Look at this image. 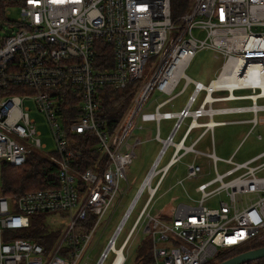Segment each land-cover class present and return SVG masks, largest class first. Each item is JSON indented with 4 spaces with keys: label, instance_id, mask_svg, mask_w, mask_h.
Segmentation results:
<instances>
[{
    "label": "built area",
    "instance_id": "obj_1",
    "mask_svg": "<svg viewBox=\"0 0 264 264\" xmlns=\"http://www.w3.org/2000/svg\"><path fill=\"white\" fill-rule=\"evenodd\" d=\"M8 1L19 10V17L0 38V264H104L111 253L110 264H126L125 251L141 226L151 241L149 264H210L222 250L253 243L264 246V152L237 163L233 161L237 152L223 160L215 150L197 149L216 127L232 123L216 122V116L251 114L248 120L235 121L249 123L250 133L258 126V115L264 112V0H190L178 16L173 0ZM197 30L202 37L196 36ZM99 42L112 50L110 62L100 53ZM204 49L222 59L219 74L208 85L186 74ZM238 77L234 87L222 85ZM183 80V89L175 95ZM136 83L131 107L108 130L100 118L101 90H124ZM191 83L192 95L181 111H161ZM155 91L167 98L151 111L147 101ZM202 92L205 95L198 101ZM27 100L48 122L52 151L45 152L48 146L30 117ZM245 101L250 104L228 105ZM67 108L76 110L71 131L92 133L98 139L101 165L97 170L78 171L72 166L71 159L79 152L70 149L63 130ZM138 119L158 125L161 120H175L174 130L165 139L158 130L160 155L109 236L128 199L131 163L143 143L135 134ZM188 119L184 134L175 142ZM198 129L202 133L187 146ZM170 147L174 148L171 159L160 168ZM34 152L58 164V186L14 197L3 195V169L23 166ZM186 154H195L194 163L187 167L189 179L204 177V169L196 162L203 157L213 165L215 177L196 187L199 200L190 198L191 203L180 204L170 214H147L171 167ZM219 161L231 168L220 173ZM157 175L159 181L152 187ZM145 190L149 199L117 249V238ZM221 196L226 200H218L216 208L206 205ZM111 208L114 211L108 217ZM56 212L66 213L68 224L51 254L37 242L19 237L31 227L33 216ZM100 243L104 249L100 250Z\"/></svg>",
    "mask_w": 264,
    "mask_h": 264
},
{
    "label": "rangeland",
    "instance_id": "obj_2",
    "mask_svg": "<svg viewBox=\"0 0 264 264\" xmlns=\"http://www.w3.org/2000/svg\"><path fill=\"white\" fill-rule=\"evenodd\" d=\"M9 8V9H8ZM7 9L8 18L16 20L19 17V10L11 5ZM7 27L0 23V38L6 36ZM197 37H202V31L197 30L195 32ZM222 66V59H216L214 53L209 50H201L197 53L195 59L192 61L190 66L187 68V76L196 81L202 82L204 85H208L209 82L217 77ZM184 80L180 83L175 95L180 92L184 87ZM193 84L191 83L181 95H178L174 98L172 103L164 107L161 111H171L179 112L186 105L188 98L192 95ZM246 92H237L236 95L244 94ZM205 92H202L199 95L198 101H201L204 97ZM166 96L160 94L159 92H153L147 101L149 105V110L155 111V106L158 102H163L166 100ZM250 102H240V103H228L229 106L234 105H249ZM25 105L30 107V117L36 121L37 129L41 132V141L46 143L48 146V151L54 149V141L51 137V130L46 121L45 117L39 113L35 103L31 100L25 101ZM173 105V107H172ZM251 114H241V115H227V116H216L215 121H227L232 122L231 124L225 126H218L214 129V132L208 133L197 145V149L201 152H208L215 150L216 155L223 159H230L236 152V156L233 161L237 163H244L254 156L264 152V112L259 113L258 115V126L256 129L250 133L251 125L242 121H232V120H245L250 119ZM162 122L158 125L155 122H144L141 119L136 121L135 134H139L143 138V143L138 149H136V156L133 159L130 167L129 173V182H130V192L127 195L128 199L124 207L119 211L118 217L116 218L114 225L109 233V236L112 235L116 227L123 220V215L132 204L135 199L136 193L141 187L143 181L150 172L153 163L158 159L161 149L162 142L159 141L156 136L158 130L162 139L170 136L174 130L175 120H161ZM189 119L182 126L180 131L175 135V142H179L184 134L185 129L189 123ZM206 122V121H203ZM203 129L195 130L191 135V138L187 141L186 145L189 146L192 142L202 133ZM262 135V140H258V136ZM213 138V139H212ZM214 140V143H213ZM174 152V148L170 147L164 157L161 159L159 167L163 168L168 164L171 159V156ZM195 154H186L184 155L179 162L173 165L167 175V178L164 179L161 187L159 188L155 196L152 198L150 203L147 206L146 212L150 215L162 216L164 214H170L174 211L180 204L191 203L190 198L199 200L201 195L196 192V187L200 183L207 182L213 179L216 175V171L209 162V159L203 157L198 159L196 162L204 169V177L199 179H189L187 167L189 164L194 163ZM231 166L225 163L224 161H219L217 165V170L223 174L227 169H230ZM2 174V173H1ZM160 176L157 175L152 179V187H155L159 181ZM179 181H183L182 184ZM149 191L145 190L136 204L132 215L127 220L124 225V228L116 241V248H120L127 234H129L132 229L137 217L139 216L142 209L145 207L149 199ZM226 200L225 196L212 198L210 201L206 202V205L210 208H216L217 201ZM114 208H111L108 217L113 213ZM39 217V218H38ZM38 217H32L31 223L35 224L36 220L38 221L39 226L45 227L48 232L58 233V241L62 240L64 237L65 230L67 228L68 220L66 213H45L40 214ZM107 218V217H106ZM108 236V237H109ZM148 237L145 236L144 232L141 229L134 235L133 239L130 242L128 249L125 251L127 257L126 264H135L138 259L139 254L141 253L143 242L146 241ZM57 241V242H58ZM104 243H100V250L104 249ZM114 259V254L111 253L109 259L104 264H110ZM215 262V261H214ZM80 264H83L80 263Z\"/></svg>",
    "mask_w": 264,
    "mask_h": 264
},
{
    "label": "trees",
    "instance_id": "obj_3",
    "mask_svg": "<svg viewBox=\"0 0 264 264\" xmlns=\"http://www.w3.org/2000/svg\"><path fill=\"white\" fill-rule=\"evenodd\" d=\"M190 0H173L174 13L178 16L181 9L188 7ZM11 5L8 0H0V23L4 26L13 24L12 21L6 16V9ZM180 11V12H179ZM101 52H104V57L110 62L112 50L106 46L103 42L97 44ZM139 83H136L124 90H115L105 88L101 90V110L100 118L108 130L114 129L120 121L123 120L125 114L131 107L134 96L136 95ZM15 90L14 93H17ZM76 110L67 108L64 113V121L62 122L63 130L70 143V149L78 151L79 155L73 157L72 166L78 171H84L87 168L97 170V167L101 165V160H98L100 153L96 146L98 139L92 133L75 134L71 131V126L74 121L72 118L75 116ZM105 159V158H104ZM58 164L51 158L43 155L39 152H34L27 159L21 167H5L1 174V193L7 197H14L23 193L36 191L46 188H54L58 186ZM33 217H38L35 215ZM39 218V217H38ZM39 220L35 221V224H31V227L21 235L20 238L32 240L42 245L47 255L51 254L53 248L58 241V233L48 232V230L39 226ZM86 222V221H85ZM81 224H85L82 222ZM141 253L138 256L135 264H149L151 241L150 238L143 242ZM262 247L261 244L253 243L247 245L245 248L240 249H225L220 251L214 261L210 264H219L228 260L240 253L257 249ZM253 264V262L246 263ZM256 264H264V259L257 260Z\"/></svg>",
    "mask_w": 264,
    "mask_h": 264
},
{
    "label": "water",
    "instance_id": "obj_4",
    "mask_svg": "<svg viewBox=\"0 0 264 264\" xmlns=\"http://www.w3.org/2000/svg\"><path fill=\"white\" fill-rule=\"evenodd\" d=\"M7 32L9 33L10 31L6 30ZM260 259H264V246L245 251L219 264H246Z\"/></svg>",
    "mask_w": 264,
    "mask_h": 264
},
{
    "label": "bare ground",
    "instance_id": "obj_5",
    "mask_svg": "<svg viewBox=\"0 0 264 264\" xmlns=\"http://www.w3.org/2000/svg\"><path fill=\"white\" fill-rule=\"evenodd\" d=\"M238 79H239V77L236 79H231L230 81H227V82L223 83L222 85H224V86L228 85L229 87H234L235 85H237V82L235 80H238ZM215 84H217V83H215Z\"/></svg>",
    "mask_w": 264,
    "mask_h": 264
},
{
    "label": "crops",
    "instance_id": "obj_6",
    "mask_svg": "<svg viewBox=\"0 0 264 264\" xmlns=\"http://www.w3.org/2000/svg\"><path fill=\"white\" fill-rule=\"evenodd\" d=\"M239 115V114H238ZM221 116H227V115H221ZM237 120H239V119H237ZM245 120H248V119H245ZM203 121H206V118L205 119H203ZM232 121H235V119L234 120H232Z\"/></svg>",
    "mask_w": 264,
    "mask_h": 264
}]
</instances>
